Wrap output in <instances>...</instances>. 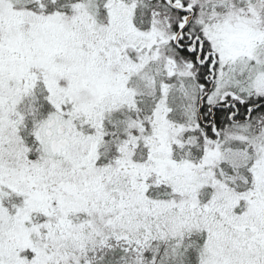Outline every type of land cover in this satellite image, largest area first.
<instances>
[{"label": "snow or ice", "instance_id": "1", "mask_svg": "<svg viewBox=\"0 0 264 264\" xmlns=\"http://www.w3.org/2000/svg\"><path fill=\"white\" fill-rule=\"evenodd\" d=\"M0 264H264V0H0Z\"/></svg>", "mask_w": 264, "mask_h": 264}]
</instances>
